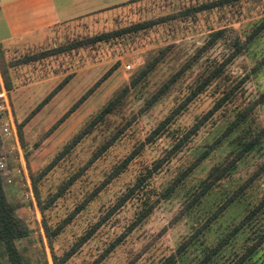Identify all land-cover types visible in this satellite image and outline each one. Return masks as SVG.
Here are the masks:
<instances>
[{"label":"rangeland","instance_id":"obj_1","mask_svg":"<svg viewBox=\"0 0 264 264\" xmlns=\"http://www.w3.org/2000/svg\"><path fill=\"white\" fill-rule=\"evenodd\" d=\"M211 2L218 4L186 11ZM119 10L113 19L98 24L84 18L58 22L48 27L38 43L0 48L7 76L0 65V89L7 91L16 128V135H0V174L7 198L29 228L26 237L16 239L18 248L29 264H53L52 252L61 256L96 225L61 264H92L112 242L113 247L96 264H161L171 253L174 259L170 264H195L249 214L204 264H264V239L238 261L264 234V202L252 212L264 199V133L224 177L174 219L209 169L228 160L264 127V27L255 31L264 20V0H135ZM180 10L184 13L145 29L10 65L27 54L68 46L95 33ZM220 28L222 36L148 103ZM237 40L242 48L225 65L222 75L151 137L153 129L213 65L226 58ZM166 46L154 68L130 85L132 76ZM64 78L65 83L51 92ZM125 85L128 88L114 109L71 142ZM234 86V92L216 106ZM47 94L48 99L36 107ZM242 110H247L245 119L164 196V188ZM208 113L179 149L166 156ZM2 117L6 119L7 113ZM234 194L230 204L203 227ZM148 204H152L149 213L136 220ZM194 232L185 249L177 252L179 244ZM0 261L9 264L3 253Z\"/></svg>","mask_w":264,"mask_h":264},{"label":"trees","instance_id":"obj_2","mask_svg":"<svg viewBox=\"0 0 264 264\" xmlns=\"http://www.w3.org/2000/svg\"><path fill=\"white\" fill-rule=\"evenodd\" d=\"M223 2H225V0H223ZM216 4H218V2H211L208 4H199L198 6H193V7L187 8L186 11L188 12V11L201 10V9L206 8L207 6H214ZM180 11L176 12V14H166V15L156 16V17H152V18H145V19L130 23V24L123 26V27H120V28H115V29L105 30L103 32L95 33L93 35H89V36H86L84 38L70 42L68 44V46H54L52 48L45 50L44 52H35L32 54H27V55H24V56L16 59V60L11 61L10 65L19 64V63H27V62H30L32 60H37V59L42 58V57L47 56V55H53V54H56L58 52H62L64 50H66L67 48L72 49L74 47H79V46H83V45H91L95 42H99V41H103V40L105 41L111 37H115L116 35H119V34L124 33V32L135 31L138 29H145V28L153 26L156 23L164 21L170 17L184 13L183 11H181V12ZM263 27H264V20L260 22V24L257 26L255 31H259ZM222 31L223 30L221 28L213 31L208 36V38L204 41V43H202L200 46H198L196 48V51L186 60V62H184L181 65V67L176 72H174L172 74V76H170V78L156 90V92L153 93L151 98L148 100V103H150L151 101H154L160 93L165 91L168 88V86L176 79L177 75H179L181 73V71H183L184 69H187L192 64V62H194L199 57H201V55L214 43V41H216L217 39H219L220 36H222ZM251 36H253V35L251 34L249 36V38ZM242 45L243 44H241L237 40L234 44L233 50L226 56V58L223 61H221L220 63L213 65L200 78L199 82L192 88V90L188 93V95L169 114H167V116L158 124V126L156 128L153 129L150 136L154 137L155 133L161 132L163 130V128L165 127V125L170 121V119L173 118V116L175 114H177L179 111H181L185 107V105L187 104V102L189 100L194 98L198 93H200L213 80L220 77L224 71L225 65L233 57H235L237 55V53L241 50ZM1 47L2 46L0 45V48ZM167 48H168V46L164 47L163 49H161L159 51V53L153 59L148 60L140 68V70H138L136 72V74L132 76V78L130 79V85H135L142 78H144L154 68V65L160 59V57H162V55L166 52ZM0 65L2 66V69L4 70V76L7 78L6 73H5V67L3 66L1 60H0ZM244 79L245 78H242V80H244ZM66 80H67V78L62 79L53 88V90L51 92H53L56 89H58L59 87H61V85L63 83H65ZM127 88H128V86L125 85L119 93H116V95L112 96L107 101V103L100 109V111L98 113H96L89 120V122L84 126V128H82L80 130V132L77 134L76 137H74L72 139L71 142H75L83 134L87 133V131L89 129H91L93 127V125L96 122H98L105 114L112 111V109H114V106L120 101V99L122 98V96L126 92ZM234 89H235V86L232 87L231 89H229L225 93V96L222 97L216 103V106L220 105L224 99L228 98L230 96V94L234 92ZM48 97H49V94H47L38 103V105L36 107H39L42 103H44L48 99ZM258 101L259 100H255L254 103H258ZM216 106H214V108H216ZM247 110H242V111L237 112L235 118L226 126L223 133L219 137H217L213 142L209 143L207 145V147L204 150H202L198 154V156H196V158L182 172H180V174L178 176H176L174 178V180L168 186H166L164 188V190L162 192V194L164 196H167L172 192V190L179 183V181H181V179L185 175H187V173L189 171H191L193 169V167L197 166L206 157V155L219 143V141L221 140V138L223 136L228 135L235 127H237V125L240 122H242L245 119L246 114H247ZM207 115H209V113L206 114L205 116L201 117L200 119H198L193 124L191 129L186 134L183 135V138L178 139V141H176L172 145V147L167 150L166 156L169 154L171 155V154L175 153L177 151V149H179V147L183 143V140H185L191 132H195L197 130V127L200 126L201 123H203V121H204L205 117H207ZM263 133H264V127L261 128L260 130H258V132H256V134L254 136H252L250 139L243 142V144H241L240 148L235 150L232 153V156L228 160H226L222 163H217V164L213 165L209 169L206 176L203 179H201V181L199 182V184H198L199 188L197 190H195V192L190 196L189 200L183 204V206L180 208V210L175 214L174 219H176L178 216H181L197 200H199V198L202 195H204L213 185H215L219 181V179L224 177L228 173L230 168L235 164V162L237 160H239L241 158V156L246 151H248L257 142V140L259 139V137ZM161 161H162V158L158 159L157 164L160 163ZM234 197H235V194L228 197L220 205L219 209L216 210L211 215V217H209L207 219V221L203 224V227L207 222L210 221V219L214 218L219 211H221L223 208H225L227 205H229L230 202L234 199ZM263 202H264V199L261 202H259L254 207V209H252V212L257 211L262 206ZM151 207H152V204H148V206L142 208L138 212L136 220H138V221L142 220L149 213ZM15 209H16L15 204L7 198L6 192L3 188L2 177L0 174V253H3L6 255V258L9 262V264H29L28 259L21 253L20 249L18 248V246L16 244V239L26 237L29 234V228H28L27 224L25 223L24 219L22 217H20L19 215H17ZM248 217H249V214L245 215L242 219H240L239 222L236 225H234L223 236V238L220 240L219 244L216 245L215 247L211 248L209 251H207L205 253V255L203 256V258L198 260L195 264H204L210 258V256L219 248V246L222 245V243H225L232 235H234L238 231V229L241 227V225H243V223L245 222V219H247ZM45 228L47 229V226H45ZM95 228H96V225L90 227L87 230V232L80 237L79 241L76 242V244L73 247H71L69 250H66L61 256H57L56 254H54L52 252L53 264H61L62 262H64L74 252L75 247H77L81 242L85 241L87 239V237L91 234V232ZM196 233L197 232H194V234H192L190 237H188V239L181 242L177 248V252L183 251L185 249L187 243L192 239V237H194V235ZM47 235L49 237L50 233L48 232ZM263 239H264V234H262L258 238V240L245 251L244 255L241 256V258L238 261L242 260L246 254H249L254 247H256L258 244H260L263 241ZM113 245H114V242L110 243V245L107 248H105L99 254V256L97 258H95V260H93L92 264H96L99 260H101L103 257H105L106 254L108 253V251L113 247ZM173 259H174V253H171L165 258V260L161 264H170V262ZM0 264H2L1 261H0Z\"/></svg>","mask_w":264,"mask_h":264},{"label":"crops","instance_id":"obj_3","mask_svg":"<svg viewBox=\"0 0 264 264\" xmlns=\"http://www.w3.org/2000/svg\"><path fill=\"white\" fill-rule=\"evenodd\" d=\"M134 1L0 0V45L7 47L38 43L48 27L76 18L98 24L106 18L113 19L119 9Z\"/></svg>","mask_w":264,"mask_h":264},{"label":"built area","instance_id":"obj_4","mask_svg":"<svg viewBox=\"0 0 264 264\" xmlns=\"http://www.w3.org/2000/svg\"><path fill=\"white\" fill-rule=\"evenodd\" d=\"M7 113V118L2 117V113ZM10 120V121H9ZM14 133L16 135V128L13 124V118L11 115V107L7 91L4 87L0 89V135H6Z\"/></svg>","mask_w":264,"mask_h":264}]
</instances>
